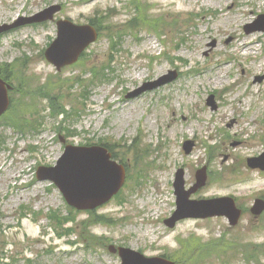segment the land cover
I'll list each match as a JSON object with an SVG mask.
<instances>
[{"label":"rangeland","instance_id":"374dc122","mask_svg":"<svg viewBox=\"0 0 264 264\" xmlns=\"http://www.w3.org/2000/svg\"><path fill=\"white\" fill-rule=\"evenodd\" d=\"M51 5L61 6L55 20L93 23L99 34L76 65L60 71L44 58L55 20L26 22ZM259 15L264 0H0V27L18 23L0 33V74L17 91L10 121L30 123L0 128V251L7 243L12 264H120L111 244L177 264H264V211L250 213L264 199V171L246 166L264 152V78L257 80L264 77V32H244L264 22ZM144 19L152 25L124 26ZM169 71L177 72L172 82L126 97ZM96 143L121 145L111 149L129 175L121 198L96 212L113 225L69 209L56 187L35 178L38 167L56 164L65 144ZM203 167L204 186L190 198L231 196L238 222L186 218L168 229L175 172L183 170L188 189ZM55 216L67 219L69 235H58ZM86 232L104 239L85 250Z\"/></svg>","mask_w":264,"mask_h":264},{"label":"water","instance_id":"95a60500","mask_svg":"<svg viewBox=\"0 0 264 264\" xmlns=\"http://www.w3.org/2000/svg\"><path fill=\"white\" fill-rule=\"evenodd\" d=\"M59 9V7H50L44 12L29 19V22H40L52 19L53 15L59 11ZM7 28L8 27H4L0 30ZM57 29V39L46 50L45 56L48 61L54 63L59 69L61 66L74 63L83 49L90 42L95 40L96 35L92 28L88 26L76 27L69 21H58ZM79 32H89V34L84 40H80ZM174 77L175 75L172 77H163L160 81L145 85V87L132 95H136L145 89L164 84ZM7 107L8 99L6 90L4 83L0 80V115ZM248 166L251 168L260 167L264 169V165L258 163V159H249ZM37 178L39 180L47 179L54 182L69 205L77 209H94L110 200L120 190L124 183L125 173L121 165L110 160V154L103 148L91 147L76 149L67 146L57 166L53 168H40L37 172ZM176 180L175 194L177 196V210L170 219L165 221V224L170 228L174 227L178 220L190 216L186 213L187 206L199 204L187 200L194 189L188 192L183 191L181 173H179ZM201 184L202 182L199 183V185ZM219 201L228 204L229 210L233 213L230 214L228 209L219 207L207 211V214L204 216L227 215L232 223H235L239 218L240 211L236 210L234 202L229 198L211 202ZM263 209L264 202L256 200L251 212L255 215H259ZM110 250L115 252L113 248H110ZM118 253L122 259V264H174L163 258H145L140 253L130 249L119 248Z\"/></svg>","mask_w":264,"mask_h":264},{"label":"trees","instance_id":"16d2710c","mask_svg":"<svg viewBox=\"0 0 264 264\" xmlns=\"http://www.w3.org/2000/svg\"><path fill=\"white\" fill-rule=\"evenodd\" d=\"M18 123L22 124L23 126H25V124H28L29 122L27 120H23L21 122H14L15 125H17ZM20 127H22V126H20Z\"/></svg>","mask_w":264,"mask_h":264},{"label":"bare ground","instance_id":"6f19581e","mask_svg":"<svg viewBox=\"0 0 264 264\" xmlns=\"http://www.w3.org/2000/svg\"><path fill=\"white\" fill-rule=\"evenodd\" d=\"M244 48H246V47H244ZM140 76H141L140 74L136 75L137 78ZM219 78H221V76H219ZM233 121H235V120L233 119Z\"/></svg>","mask_w":264,"mask_h":264}]
</instances>
